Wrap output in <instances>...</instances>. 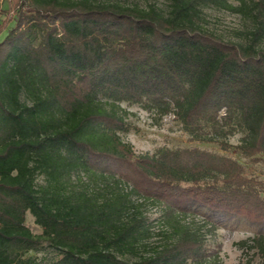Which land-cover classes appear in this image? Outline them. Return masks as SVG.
<instances>
[{
  "label": "trees",
  "instance_id": "1",
  "mask_svg": "<svg viewBox=\"0 0 264 264\" xmlns=\"http://www.w3.org/2000/svg\"><path fill=\"white\" fill-rule=\"evenodd\" d=\"M160 1L0 8V264H208L207 233L228 225L252 229L238 247L264 264V182L227 157L138 155L121 138L122 104H140L194 141L227 149L241 134L239 154L264 157V0ZM207 7L239 15L245 39L208 30Z\"/></svg>",
  "mask_w": 264,
  "mask_h": 264
},
{
  "label": "rangeland",
  "instance_id": "2",
  "mask_svg": "<svg viewBox=\"0 0 264 264\" xmlns=\"http://www.w3.org/2000/svg\"><path fill=\"white\" fill-rule=\"evenodd\" d=\"M119 2L125 5H138L146 8L150 5H162L160 0H101ZM229 2L236 4L234 0ZM9 0H0V8L6 11ZM5 14L0 15V25L5 21ZM203 25L210 31L220 35L226 40L243 41L248 30V24L236 14L217 7L204 9ZM10 24L9 29L13 28ZM7 31L0 36L2 41ZM123 116L128 127L126 133L121 134L124 142L133 146L135 152L140 154H155L159 150H199L221 157H227L240 163L249 178L264 182V157L247 159L237 151L242 138L241 134L227 139L229 148L224 149L219 144H209L194 141L185 131L183 125L173 115L161 117L146 111L142 105L127 103L122 104ZM144 216L152 226L155 236L152 242L159 244L163 242L164 225L161 223L162 209L158 205L146 203L142 207ZM198 219V218H197ZM27 226L35 233L40 234L41 229L35 225L34 218L28 214ZM158 234V235H157ZM207 248L211 253L209 263L211 264H262L263 259L255 250H248L245 253L239 249L238 243L253 237V231L246 225L220 228L215 235L207 233ZM40 254L39 257H42ZM208 263V264H209Z\"/></svg>",
  "mask_w": 264,
  "mask_h": 264
}]
</instances>
